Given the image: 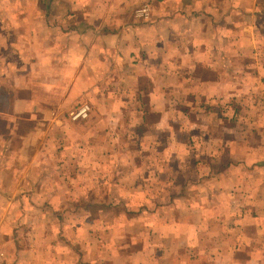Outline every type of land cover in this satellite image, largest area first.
Listing matches in <instances>:
<instances>
[{
	"label": "crops",
	"instance_id": "obj_1",
	"mask_svg": "<svg viewBox=\"0 0 264 264\" xmlns=\"http://www.w3.org/2000/svg\"><path fill=\"white\" fill-rule=\"evenodd\" d=\"M145 4L148 20L136 15ZM257 90L264 98V0H0V264L264 263L252 254L264 209L251 206L264 198V152L252 156L264 127L248 124L252 101L235 109ZM76 91L91 112L79 131L64 119ZM61 127L86 138L91 174L112 183L96 196L118 197L134 143L135 180L173 200L157 211L168 220L137 222L141 208L117 200L85 227L61 216V179L43 169L45 150L70 144Z\"/></svg>",
	"mask_w": 264,
	"mask_h": 264
},
{
	"label": "rangeland",
	"instance_id": "obj_2",
	"mask_svg": "<svg viewBox=\"0 0 264 264\" xmlns=\"http://www.w3.org/2000/svg\"><path fill=\"white\" fill-rule=\"evenodd\" d=\"M238 89L242 90V87H239ZM77 90V89H76ZM259 90H257V98L256 95L253 94L252 98L247 102L246 101H237L236 104L239 105V107H235L237 113L238 111H240L239 108H245V107H240L243 106L245 103H249L251 102V106H249V108H246L248 111H245V114L250 117V120H248V124L254 126L256 125L257 128L259 127H264V120L263 123H261V119L259 118V116L261 115V113H259L260 108L263 107L264 108V98L260 99V97L258 96ZM83 92H77L76 91V97H78L79 95H81V100L80 101H75L74 104L70 107V110L67 112V115L65 116V122L67 123H73L74 125H76V129L79 130H84L87 129V119L89 118H85V119H80V120H76L74 121L71 117V113L78 111L79 109H81L83 106L87 105V100L82 99L83 97ZM238 94H241L240 92H235L232 94V97H235V99H238ZM260 95V94H259ZM87 96V95H85ZM259 97V98H258ZM89 104V103H88ZM221 109L225 111V113H227V110H231V108H233L232 106H229L228 108L226 107L227 104H221ZM253 106V107H252ZM234 109V108H233ZM91 113V112H90ZM89 113V114H90ZM235 113L234 116L232 117V119L234 118V120L236 121L237 117L236 115H239ZM227 118H221V123H223L224 125H226V121ZM239 119H237L238 122ZM54 122V121H53ZM52 124L56 126V123L54 122ZM246 125V124H245ZM248 127V125H246ZM59 129V126H57ZM62 131L60 134H58L59 139H61V142L64 141L65 143H67V141H69L70 144H65L67 146V149L62 148L61 151L56 154H54L55 150L51 149L49 151L46 152V150L44 151V175H49V176H53V177H60L61 181H59V188L62 190V198L59 199L60 203L63 206H66V209L69 210V212H65V215H61L59 214V216H63V217H67L68 221H75L77 223H80L78 227H83L86 223H90L91 221L94 220V218H96L99 214V211L101 210L102 206H107V203H110L109 206H113L115 200L120 201V203H122L121 205V209L118 211H124V213H127V209H136L135 207H140V213L139 215L136 214L137 212L133 213L132 216H136L137 218L139 217V219H136L137 222L140 220L141 222H144L145 224H148L149 221H151L152 219H156L155 222L156 223H163L165 220H168L167 216H170V214L168 213V215L164 212H157L159 210H162L164 207L170 205V203H173L172 199H168L167 197H148L147 195V189L148 187L153 188L152 187V181H147V180H142V178L139 177L140 181H136L135 180V174H133L134 170L137 169H133L132 170V164L131 159L133 158L132 152L135 150L134 148H136L135 144L132 143H128L127 149L128 151H124V157L122 158V160H120L121 164L120 166H118L117 169V173L119 172V169L122 170V172L120 173V175L123 177L122 181L123 182H119L118 186L121 185V192H117L118 197H113L111 196V199L109 197H103L102 195H98L96 196L95 194H101L102 190L104 189V193L108 191V188H105L106 185H108L109 180L107 181H99V178L95 175L91 174L92 168L89 165V162L91 161L90 157L87 156V142L85 139L86 138H80V141H75L74 138H72L71 133H68L67 135V131L71 130L70 128H68V130H66L65 128L61 127L60 128ZM131 129L130 127L124 125V128H122L121 130H129ZM58 131V130H57ZM57 131H54L52 134H56ZM49 132V133H50ZM128 133V132H126ZM128 135V134H127ZM255 136H260L258 131L255 134ZM84 143H83V142ZM223 143L225 144V138ZM131 145H134V147L132 148ZM79 147V148H78ZM131 147V150H130ZM132 149H134L132 151ZM120 151V149L118 151H115V153H118ZM114 152V151H113ZM264 150L260 151L259 149L256 148V150L253 151V158H257L259 157L261 154H263ZM142 153L144 154V156H148L149 155V151L147 152L142 151ZM49 154V155H47ZM120 159V156H117ZM119 162V163H120ZM95 167V166H92ZM96 169H99V167H96ZM140 173L142 172V176H145L147 171H146V166L144 165H140L139 167ZM110 175L108 174L107 177H105V179H108ZM141 176V175H140ZM95 177V180L97 181H92V183L90 182L89 179ZM133 179L132 183L134 184H139L137 185L138 187H143L144 191L146 192L145 196H142L143 192H140V197L137 196L135 193L136 191L132 190L130 184H131V180ZM110 183V182H109ZM112 184V183H110ZM46 185H48V188H52L55 185H57V182H46ZM158 185V184H157ZM157 185H155L157 187ZM116 186V185H115ZM114 186V187H115ZM104 187V188H103ZM93 189V190H91ZM101 189V190H100ZM132 190V191H131ZM134 191V193H133ZM162 193V192H161ZM94 194V195H93ZM122 194V196H121ZM104 195V194H103ZM120 197V198H119ZM117 198V199H116ZM177 201V199H175ZM223 201V199L221 200ZM178 202V201H177ZM251 202L256 203V204H251V206H257V207H261L260 209H264V198H259V199H253ZM238 205H243L242 204H238ZM87 206H89L91 208L90 212L88 214H82V213H76L78 208H86L87 210ZM148 207L150 208V210L148 211ZM240 208V207H239ZM154 210H156V212H154ZM129 213V212H128ZM58 215V214H57ZM57 215L52 214L51 216H55V218L57 217ZM46 216V215H44ZM164 216V217H161ZM238 216V215H236ZM49 217V216H48ZM160 218V219H157ZM51 219V218H50ZM109 219V218H107ZM234 219H236L234 217ZM49 220V219H47ZM45 220V221H47ZM263 222H264V216H263ZM126 223V222H125ZM85 227V226H84ZM81 230V228H80ZM139 230V227H138ZM145 229H141L137 232H144ZM83 229L81 230V232L83 233ZM86 232L84 233V235H82L83 237H85L87 239V229L85 230ZM74 236V235H73ZM83 238V239H85ZM257 242L261 241L264 243V234L263 236L259 237L256 239ZM80 240H77L76 243H73L71 245H69L70 249H73L74 253H80V255L82 254V246L79 245ZM85 241V240H84ZM146 241V240H144ZM256 242V243H257ZM256 250L252 252V254H257V256L260 254V250L262 251V253L264 254V245H261L260 248L255 247ZM95 249V247H94ZM254 249V248H252ZM93 252H95V250H92ZM256 256V255H255ZM75 259H77L75 257ZM239 261L237 264H242V259L239 258ZM81 261V260H80ZM203 262H200V264H202ZM75 264H79L77 262H75ZM170 264H172V262H170ZM195 264V263H192ZM205 264V262L203 263ZM220 264H227V263H220ZM252 264H261L259 262H255L253 261ZM262 264H264L262 262Z\"/></svg>",
	"mask_w": 264,
	"mask_h": 264
},
{
	"label": "built area",
	"instance_id": "obj_3",
	"mask_svg": "<svg viewBox=\"0 0 264 264\" xmlns=\"http://www.w3.org/2000/svg\"><path fill=\"white\" fill-rule=\"evenodd\" d=\"M136 15L138 18L148 20L151 15V8L148 4L143 5L140 9L137 10ZM90 113V107L88 105L83 106L76 112L71 113V117L74 121L88 118Z\"/></svg>",
	"mask_w": 264,
	"mask_h": 264
}]
</instances>
